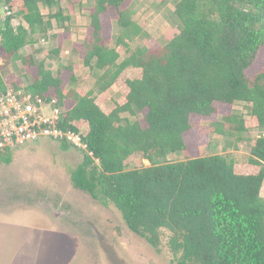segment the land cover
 Segmentation results:
<instances>
[{
    "label": "trees",
    "instance_id": "obj_1",
    "mask_svg": "<svg viewBox=\"0 0 264 264\" xmlns=\"http://www.w3.org/2000/svg\"><path fill=\"white\" fill-rule=\"evenodd\" d=\"M130 2L94 0L87 35L75 48L102 92L123 91L112 108L93 89L64 88L62 71L55 75L34 54L20 53L48 37L53 19H68L61 0H0L13 11L0 23V92L14 89L2 71L20 62L31 79L26 90L57 99L65 107L59 126L87 145L75 186L93 196L99 191L158 252L167 235L171 264H264V0H178L179 33L166 44L134 48L131 36L144 30L131 18ZM109 13L122 28L114 45ZM256 65L260 70L249 74ZM70 80L77 81L73 72ZM236 102L249 104L250 117L227 114L215 131L260 130L250 154L172 158L188 151L199 118ZM14 149H0V163H10ZM137 155L150 165L133 167Z\"/></svg>",
    "mask_w": 264,
    "mask_h": 264
},
{
    "label": "rangeland",
    "instance_id": "obj_2",
    "mask_svg": "<svg viewBox=\"0 0 264 264\" xmlns=\"http://www.w3.org/2000/svg\"><path fill=\"white\" fill-rule=\"evenodd\" d=\"M177 2L131 0L127 10L144 30L142 35L131 36V46L166 44L178 34L182 23L175 13ZM93 3L94 0H82L72 5L70 0H61L68 19L63 25L53 19L48 37L34 46L27 45L20 53L34 54L36 61H43L55 75L62 71L64 88L85 92L93 89L110 109L123 91L111 88L102 92L75 49L87 35ZM41 7L48 18L49 9ZM11 13L0 6V23ZM21 22L19 17L13 20L15 26ZM105 26L107 36L116 44L122 28L112 13L106 15ZM120 50L124 54V46ZM69 66L71 70L66 69ZM260 68L261 65H256L248 72L254 74ZM72 72L77 78L75 82L70 80ZM2 73L7 85L14 86L9 90L27 91L31 79L20 62L6 66ZM67 103L68 108L72 107L71 100ZM219 107V114L213 118L197 120V128L187 135L188 151L172 156L174 160L232 152L250 154L252 140L262 134L260 130L222 135L215 131L214 125L227 114L249 118V104L236 102ZM63 144L52 138L26 143L12 151L10 163H0V264H171L173 253L167 245V235L158 252L129 228L120 210L99 191L93 196L75 186L72 176L83 161V152L81 148ZM149 165L141 155L132 163L133 167Z\"/></svg>",
    "mask_w": 264,
    "mask_h": 264
},
{
    "label": "built area",
    "instance_id": "obj_3",
    "mask_svg": "<svg viewBox=\"0 0 264 264\" xmlns=\"http://www.w3.org/2000/svg\"><path fill=\"white\" fill-rule=\"evenodd\" d=\"M65 107L57 99L20 90L0 92V149L17 148L44 138L66 140L86 149L81 135L59 125Z\"/></svg>",
    "mask_w": 264,
    "mask_h": 264
}]
</instances>
